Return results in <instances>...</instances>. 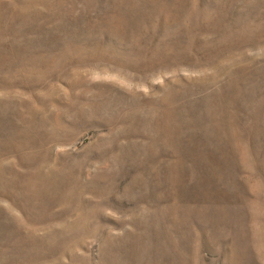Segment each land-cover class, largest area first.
Segmentation results:
<instances>
[{
  "label": "rangeland",
  "instance_id": "1",
  "mask_svg": "<svg viewBox=\"0 0 264 264\" xmlns=\"http://www.w3.org/2000/svg\"><path fill=\"white\" fill-rule=\"evenodd\" d=\"M0 264H264V0H0Z\"/></svg>",
  "mask_w": 264,
  "mask_h": 264
}]
</instances>
